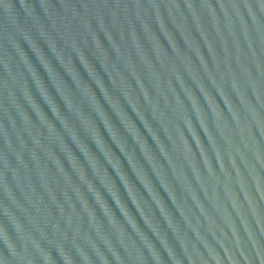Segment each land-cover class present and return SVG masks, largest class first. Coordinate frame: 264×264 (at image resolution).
I'll use <instances>...</instances> for the list:
<instances>
[{
    "label": "water",
    "instance_id": "water-1",
    "mask_svg": "<svg viewBox=\"0 0 264 264\" xmlns=\"http://www.w3.org/2000/svg\"><path fill=\"white\" fill-rule=\"evenodd\" d=\"M0 264H264V0H0Z\"/></svg>",
    "mask_w": 264,
    "mask_h": 264
}]
</instances>
